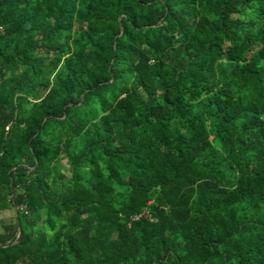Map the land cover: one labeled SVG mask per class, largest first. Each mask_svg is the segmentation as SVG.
I'll list each match as a JSON object with an SVG mask.
<instances>
[{"label":"trees","instance_id":"trees-1","mask_svg":"<svg viewBox=\"0 0 264 264\" xmlns=\"http://www.w3.org/2000/svg\"><path fill=\"white\" fill-rule=\"evenodd\" d=\"M11 207L0 264H264V0H0Z\"/></svg>","mask_w":264,"mask_h":264},{"label":"crops","instance_id":"crops-1","mask_svg":"<svg viewBox=\"0 0 264 264\" xmlns=\"http://www.w3.org/2000/svg\"><path fill=\"white\" fill-rule=\"evenodd\" d=\"M16 216V209L14 207L3 209L0 211V226L2 224L10 223Z\"/></svg>","mask_w":264,"mask_h":264},{"label":"water","instance_id":"water-1","mask_svg":"<svg viewBox=\"0 0 264 264\" xmlns=\"http://www.w3.org/2000/svg\"><path fill=\"white\" fill-rule=\"evenodd\" d=\"M20 231H21V227H20V225H18V235H17L15 242L18 241L20 238Z\"/></svg>","mask_w":264,"mask_h":264}]
</instances>
